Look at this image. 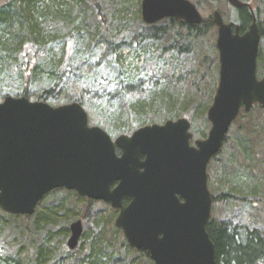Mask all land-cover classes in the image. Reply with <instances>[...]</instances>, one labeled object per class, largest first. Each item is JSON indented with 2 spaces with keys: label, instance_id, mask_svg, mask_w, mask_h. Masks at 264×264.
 <instances>
[{
  "label": "trees",
  "instance_id": "1",
  "mask_svg": "<svg viewBox=\"0 0 264 264\" xmlns=\"http://www.w3.org/2000/svg\"><path fill=\"white\" fill-rule=\"evenodd\" d=\"M105 1L116 4L121 0ZM191 1L201 5L203 1L213 0ZM241 1L253 7L264 38V0ZM102 5V0H0V72L22 80V88L17 92L0 90V100L15 95L56 106L78 102L87 110L90 124L103 125L108 131H117V135L185 115L190 118L195 135L206 138L211 126L207 112L218 83L216 79L209 87L205 76L215 68L219 77L220 60L217 46L210 56L204 53L200 43L212 29L217 34L214 12L203 15V22L196 25L174 18L147 24L139 13L136 24L126 20L130 32L123 37L109 28L107 15L100 11ZM235 12L230 20H236L243 33L252 24V12L247 6L236 8ZM58 42L62 44L59 51L55 47ZM122 44L136 46L137 58L145 55L151 59L153 46H159L163 54L170 50L180 55L192 54L200 72L187 79H175L170 73L149 75L148 68L141 69L130 57H123ZM79 59L80 64L75 66ZM78 69L89 79L99 71H106L112 91L83 86L75 78ZM258 73L264 75L262 50L258 56ZM40 78L51 85L35 93L33 88ZM116 98L118 109L111 113L112 100ZM255 106L264 115L262 106ZM130 116L137 117L140 124L129 121ZM239 120L244 122L243 128L262 137L261 117L253 118L252 113L242 110L233 124ZM229 138L228 134L227 142ZM117 152L120 154V150ZM235 162L236 157L220 163L215 156L208 167L213 199L232 207L238 199L251 204L254 197L243 192L244 187H240L229 171L228 167ZM214 166L221 174L212 177ZM50 197L53 198L44 204ZM96 201L61 188L47 194L33 215H13L0 209V264H153L149 253L131 247L123 231L116 227L117 211L113 209L114 216L95 213L92 204ZM128 202L125 199V204ZM19 219L25 225L22 235H4ZM75 220H89L92 227H87L78 246L70 249V225ZM207 229L216 247V264H264V232L233 219L223 218L219 222L214 217Z\"/></svg>",
  "mask_w": 264,
  "mask_h": 264
},
{
  "label": "water",
  "instance_id": "2",
  "mask_svg": "<svg viewBox=\"0 0 264 264\" xmlns=\"http://www.w3.org/2000/svg\"><path fill=\"white\" fill-rule=\"evenodd\" d=\"M228 2L237 9L249 7L253 21L242 33L219 10L213 13L220 68L206 138L194 139L191 121L181 117L114 139L90 125L78 102L54 106L8 95L0 101V209L33 215L47 194L65 188L118 210L116 227L154 264H216L207 229L214 202L208 167L241 111L250 112L256 104L264 108L257 15L248 3ZM141 15L147 24L166 18L190 25L204 20L191 0H142ZM70 229L68 246L75 249L82 220Z\"/></svg>",
  "mask_w": 264,
  "mask_h": 264
},
{
  "label": "rangeland",
  "instance_id": "3",
  "mask_svg": "<svg viewBox=\"0 0 264 264\" xmlns=\"http://www.w3.org/2000/svg\"><path fill=\"white\" fill-rule=\"evenodd\" d=\"M102 1L103 5L100 7V11L103 12V14L107 15L109 28L113 29L115 31V34L126 37L130 32L126 29L127 21H130L132 23L135 22L136 24L138 14H141V6H139V2L142 3V0H121L119 3L116 4L112 2H107L105 0ZM127 1L128 5L127 8H125L124 4ZM197 6L203 15L210 14L215 10H219L227 22H234L235 24H238L236 20H230L233 16H235L234 14L237 12H235L236 8L230 5L227 0H213L210 2L203 1V4L201 3V5ZM122 17L124 18L123 21L121 20ZM214 31L215 30L212 29V31L207 35V37L204 38V40H202V42L200 43L201 49H203L204 53H207L210 56L214 55V48L216 47L217 42V34L215 36ZM61 46L62 44L60 42L55 43L57 51H59ZM100 48L102 49L100 51L102 54L104 52V47L101 45ZM260 50L264 52V38L261 39ZM120 51L122 52L123 57H130L134 64H136L139 68H148L147 71L149 75L151 73H154L155 75L161 74L160 76H163L165 75V73H170L174 75L175 79H178L186 77L193 78L196 72H200V70L198 69L197 62L195 60L196 58L192 54L188 56L180 55L171 50L166 54H163L159 46H153L151 48V59L145 58V55H143L142 58H137L136 46L130 44H122ZM101 54L98 53L99 58ZM80 56H77V58H80ZM79 64L80 59L77 60L75 66ZM75 74V78L80 80L79 82H81L83 86H92L96 89L108 88V90L112 91V86L110 85V80L108 78L110 77V75L106 71H99L91 79L84 76L80 69H78ZM258 76L260 78L264 77V75H260L259 73ZM205 79L206 81H209V87L214 84L216 79L218 83L219 77L217 78L215 68H211L209 70V72L205 76ZM152 81L153 83H156L155 78H152ZM50 85L51 84L49 82L45 81V78H40V80L35 84L33 90L35 93H39L40 91L50 87ZM20 88H22V80L19 76H12L9 73L0 72L1 91L17 92V90ZM112 101L114 102V105L111 108V113L115 112L116 109H118V99L116 98ZM50 104L56 106L52 102ZM250 113L253 114V118L261 117L263 119L264 124V115H260V111L257 106L253 107ZM181 117H185L190 120L188 116L183 115ZM129 121L133 122L134 124H140V120L134 116H130ZM242 123L244 122L239 120L238 123L233 124V126L230 128L231 130L228 133L230 135V141L225 142L220 153L217 155V159L220 163H222L225 160H234L236 157L235 164H232L230 167H227L229 171H232V175H234V177H236V179L239 181L240 187H244L242 189L243 192L252 195L251 198L254 196L252 198L253 201L250 204L243 202V200L241 199H238V201L235 202V206L232 207V205L226 204L224 201H219V199H215L212 208V218L214 217L219 222L223 221V218L233 219L236 220L238 224L240 223L242 225L248 226L250 229H258L261 232H264V129L262 132V137H258L250 130L243 128ZM90 125L94 126L98 124L93 122ZM98 126L103 128V125ZM210 128L207 130V135ZM106 131L114 139L119 136L116 134L117 131L115 130L108 131L107 129ZM191 131L194 133V139L198 138L197 135H195L194 127L191 128ZM212 168L213 169L210 172L212 177H214V175L221 174L220 169L215 171V166ZM51 198L53 197L48 198L44 202V204ZM105 203L106 202L104 201L94 202L92 204L94 212L96 213V211H99L103 212L105 216H114V211L111 205L109 203ZM82 223L84 231L87 227H92V224L89 220H82ZM29 224L31 225V223ZM24 226L25 225L22 219L16 220L12 224V230L11 228H8L5 231L4 235H22V233L20 232L22 231V229H24Z\"/></svg>",
  "mask_w": 264,
  "mask_h": 264
},
{
  "label": "flooded vegetation",
  "instance_id": "4",
  "mask_svg": "<svg viewBox=\"0 0 264 264\" xmlns=\"http://www.w3.org/2000/svg\"><path fill=\"white\" fill-rule=\"evenodd\" d=\"M219 153H220V152H219ZM219 153H218V154H219ZM218 154H217V155H218ZM116 211H117V215H118V210H116Z\"/></svg>",
  "mask_w": 264,
  "mask_h": 264
}]
</instances>
